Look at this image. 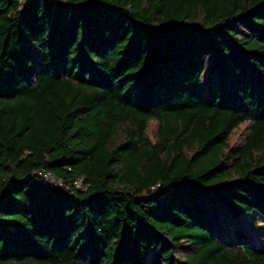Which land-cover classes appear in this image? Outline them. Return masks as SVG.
Here are the masks:
<instances>
[{
  "label": "trees",
  "instance_id": "obj_1",
  "mask_svg": "<svg viewBox=\"0 0 264 264\" xmlns=\"http://www.w3.org/2000/svg\"><path fill=\"white\" fill-rule=\"evenodd\" d=\"M0 264H264V0H0Z\"/></svg>",
  "mask_w": 264,
  "mask_h": 264
},
{
  "label": "built area",
  "instance_id": "obj_2",
  "mask_svg": "<svg viewBox=\"0 0 264 264\" xmlns=\"http://www.w3.org/2000/svg\"><path fill=\"white\" fill-rule=\"evenodd\" d=\"M36 175L40 178L41 181L45 182L48 185L57 186L60 185L62 182L60 180L56 179L52 172L47 170H39L36 172ZM78 186L80 183V180L75 182Z\"/></svg>",
  "mask_w": 264,
  "mask_h": 264
},
{
  "label": "rangeland",
  "instance_id": "obj_3",
  "mask_svg": "<svg viewBox=\"0 0 264 264\" xmlns=\"http://www.w3.org/2000/svg\"><path fill=\"white\" fill-rule=\"evenodd\" d=\"M247 125H248L247 123H244L235 131V133L232 136L231 143H235L239 139V137L241 135H243V133L246 131ZM154 127H155V122H150V126H149L150 135H151L152 131L154 130ZM250 217L251 216H248L244 220L251 224L252 222H251Z\"/></svg>",
  "mask_w": 264,
  "mask_h": 264
}]
</instances>
